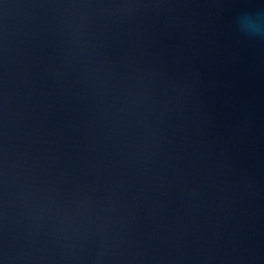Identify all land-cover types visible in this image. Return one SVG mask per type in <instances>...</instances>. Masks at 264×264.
Masks as SVG:
<instances>
[{
	"label": "water",
	"instance_id": "95a60500",
	"mask_svg": "<svg viewBox=\"0 0 264 264\" xmlns=\"http://www.w3.org/2000/svg\"><path fill=\"white\" fill-rule=\"evenodd\" d=\"M0 264H264V0H0Z\"/></svg>",
	"mask_w": 264,
	"mask_h": 264
}]
</instances>
